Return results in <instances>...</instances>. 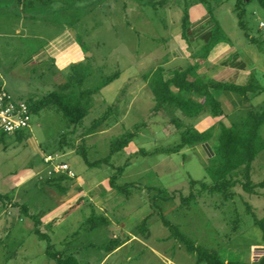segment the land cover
<instances>
[{
	"label": "crops",
	"instance_id": "0c3cea01",
	"mask_svg": "<svg viewBox=\"0 0 264 264\" xmlns=\"http://www.w3.org/2000/svg\"><path fill=\"white\" fill-rule=\"evenodd\" d=\"M6 1H11V3H5L4 10L0 11V85L7 91L8 79L10 76L16 77V72L18 75L24 72L33 75L38 72L37 75L41 82L43 80L56 81V86L59 87L72 69L85 62V53L71 29L64 27L60 30L57 27L59 26L58 21L65 20L71 13L61 12L58 16L55 15L57 17L35 19L29 13L17 9L18 0ZM204 1L205 4L199 0H177V2L175 0H155L158 5L153 10L167 7L168 16L172 19L174 18L173 10L176 7L182 10L177 15L175 14V20H180V22L170 28L165 43L163 42L165 44V59L162 67L164 76L167 78L174 70H183L190 64H197L196 74L204 82L213 81L238 87L250 86L254 88V91L246 94L248 101H245L241 93L225 89H210L212 96L219 104L221 114L218 117H213L207 111L192 118H185L181 112L176 110L173 111V115L171 113V117L183 119V128H193L197 131H204L220 121L233 123L234 119L242 118L237 114L243 111L245 115L250 108L264 113L261 109L264 106V8L257 0ZM144 7L134 0H106L101 5L88 9L84 14L87 16L97 10H104L109 16H121L125 20L134 18L145 20ZM11 8H14L17 13L12 12ZM208 8L211 9V14ZM5 11H10L13 19L3 20L4 16L8 15L4 13ZM185 13L186 23L182 26ZM81 19H84L83 13L80 19L74 18V20ZM215 22L219 25L224 40L219 41L203 59H194V54L206 45L212 36ZM7 24L11 25L12 32L6 33L3 30L2 26ZM49 24L58 29L52 37L46 36L45 32L42 33L39 30ZM3 57L7 59L2 66ZM90 63L94 70H91L92 74L87 76L80 87L81 90L91 91L88 113L76 126L66 128L64 124L62 125L60 130L62 134L64 133L63 137L66 141L63 140L62 148L60 147L57 151L56 162L71 153H79L80 148L84 149L88 158L89 152L95 154L99 138L108 137L114 130H120L118 133L120 136L132 133L133 125L128 131L123 124L128 116L134 113L137 93L143 91L144 84L141 81H133L129 86L131 82L129 78H135L143 73L127 77L122 87L115 90L114 83L124 73L118 71L117 78L110 82H103L106 76H103L102 70H95L93 59ZM17 64L20 65L19 69L16 67ZM59 80L60 83H58ZM41 86L44 87V84ZM126 88L127 90L130 88L127 93ZM135 88L138 89L137 93L134 91ZM28 94L31 95L29 98L35 96L30 91ZM143 97L142 99L148 104L145 114H148L154 108L155 101L145 94ZM194 98L198 102L201 100L199 97ZM41 114L42 112H39L36 115ZM156 114L152 123L142 126L126 146L110 156V164L115 168L123 169L116 185H127L128 194L118 193L110 187L111 169L108 165L102 164L91 168L85 164L86 169L82 168L80 172H75L72 164L69 165L63 161L73 170L75 177L55 181L53 189L57 192L43 183L38 208L34 212L30 208L43 221V224L53 223L54 214L52 213L60 212L56 228L53 227L51 231L61 233L60 241L57 243L58 249L73 254L78 264H141L146 257L155 259L158 264H195L193 256L170 237L159 220L161 212L165 214L163 210L165 206L162 209L161 204L158 206L154 199H164L156 195L159 190H166V185L162 181L160 171L154 172V170L163 163H170L173 166L179 156L185 163L191 156L196 164L198 163L202 173H205V168L213 156V146L210 142H203L192 147L185 146L176 153H164L161 150L177 144L180 130L173 123L174 132L167 136L163 131V125L157 122L162 120V115L156 116ZM263 126L264 124L258 131L262 139L264 137L260 135V131ZM33 128L34 125L31 123L22 141L31 151L33 159L39 158L48 173L49 166L44 164L43 158L49 154L31 134ZM140 138L148 139L140 143L138 140ZM113 157H118L120 162L125 157V162L117 163V160L113 161ZM149 158H153V164L151 166L147 164L145 168L137 169L135 172L134 164L143 165ZM88 160L92 162L98 159L88 158ZM253 163L251 165L252 178L254 176ZM95 169L102 172L94 174ZM148 172L151 174H147ZM190 174L189 184L190 180L205 182L204 174L200 173L199 178L192 177ZM152 192H157V194L152 195ZM170 193L173 194L168 191V194ZM241 195L233 194L228 199L222 197V200L228 203L223 205L234 207L236 205L234 200ZM163 197L168 199V201L164 200L165 205L173 200L172 197ZM12 198L16 201L17 197ZM173 201L177 202L178 198ZM193 203L180 211L176 209L178 203L170 204L166 212L170 216L176 213H189ZM217 206L220 207V205ZM63 207L66 210L61 211ZM98 216L105 219L104 224L100 223L94 227L87 226L89 219ZM156 218L158 221L155 222ZM237 218V226L233 231L235 236L231 241L225 240L226 236L220 243L205 246L216 250L225 264L231 261L256 263L264 256V243L250 242L244 245L240 229L243 222L239 215ZM8 222L9 229L6 230L8 235L6 237L9 246L7 248L5 244L0 243L1 259H10L15 264H21L23 261L25 264H55L45 256L44 246L41 247L38 242H26L33 227L29 230L25 229L26 227L21 225L22 218H16V216L13 217V221ZM210 242H213V239H210ZM242 248L246 251L244 254H242ZM183 253L186 258L182 256ZM242 256H247V258L244 259ZM181 259H185V262Z\"/></svg>",
	"mask_w": 264,
	"mask_h": 264
},
{
	"label": "rangeland",
	"instance_id": "374dc122",
	"mask_svg": "<svg viewBox=\"0 0 264 264\" xmlns=\"http://www.w3.org/2000/svg\"><path fill=\"white\" fill-rule=\"evenodd\" d=\"M175 1L177 2V0ZM254 4H256V2H254ZM1 6L2 5H0V11L4 10L3 6ZM22 8L23 4L22 2H19L17 9L22 10ZM10 10L14 13H17L14 8H11ZM86 11L87 10L83 11L84 19L74 20L73 16H67L65 20H59V26H57L60 30L64 29V27L71 29L72 33L77 37V39L80 38L82 40L86 46V63H84L88 64V62L93 59L95 70H102L103 76H106L105 78L112 76L118 71H120V73L123 72V76H121L120 79L114 83L115 90L122 87L127 77L143 73L136 76L135 78H129V81H131L129 86L133 83V81H141L142 84H144V87H142L143 91L140 93L138 92L137 88L134 90L135 93L138 92V97L136 98L134 106L135 111L128 116L126 121H124L123 125L126 127L125 129L129 131L130 127L133 125L131 132H134V129H137L140 125H148L150 122L152 123L154 115L157 113L156 116H158V114L162 115V120L157 122H160L163 125V131L165 134H167V136L170 135L172 132H174V124L170 112L163 108L156 109L155 103V106L150 111V113L145 114L148 104L142 98H144L143 96L145 94L154 99L151 88L153 84L151 74L157 67H163L165 59V39L170 32V28H173L174 25H177L180 22V20H175V14L177 15L178 12H182V10L176 7L173 10L174 18L172 19L170 16H168L169 14L167 13V7L154 11L153 8L145 6V20H137L136 18L125 20L121 16H109L104 10H97L85 16L86 14L84 13ZM4 13H8V15L4 16L3 20H11L12 17L10 16V11H5ZM70 13L74 15L73 13L75 12L70 11ZM29 14L32 15V13ZM55 15L58 16V14ZM55 15L53 16L57 17ZM20 17H22L21 14ZM45 17L49 18L52 17V15L44 16V18ZM21 20H23V17ZM2 27L6 33L12 32L10 24ZM48 27L49 29H47ZM57 27H53L49 24L47 27H41L39 30L42 31V33L45 32L46 36L52 37V35H54V33L58 30ZM164 28H168L169 30L167 31ZM166 45H168V43H166ZM6 59V57H3L2 66L4 65V61ZM16 67L19 69L20 65L17 64ZM90 68L89 75L92 74L91 70H94L92 66H90ZM3 71L5 74L4 69ZM83 73L84 76H86L88 71L85 70ZM37 74L29 75V73L24 72L23 74L18 75L16 72V77L10 76L8 79V86L6 88L7 92L14 99L24 101H29V99H31L34 104H37L39 100H41L42 95L57 89L58 87L56 86V81L50 82L49 80H43L41 82ZM58 83H60V80ZM43 84L44 87L41 86ZM128 90H130V88ZM128 90L126 88L125 92L127 93ZM29 91L30 93L35 94L33 98H29L31 96L28 94ZM261 109L264 110V106ZM41 112L42 114L40 116L32 115L31 123L34 125V128L32 129L33 131L31 134L37 139L38 142L41 143L45 151L55 158L57 151H59L60 147L62 148L63 142L66 141V139L63 137L64 133L62 134V131L60 130L64 124V119L61 114L56 111V109H48ZM239 115L243 117V111L242 113L240 112L237 114V116ZM239 120L234 119L233 121L237 122ZM119 131L120 130H114L110 132L108 137L101 139L99 138L97 146L98 148L95 154L89 152L88 158L90 160H94L107 157L110 152L109 146L111 147L114 142L119 140L121 137H126L127 135L123 134L120 136V134H118L120 133ZM260 135L264 137V126L261 128ZM147 139L148 138H140L138 140L140 143H144ZM116 160L117 163H124L125 157L122 162L118 160V157H113V161ZM152 160L153 158H149L148 161H146L143 165H140L139 163L134 164V168L136 169L135 172H137V169L140 170L141 168H145L147 164L148 166H151L153 164ZM63 161L69 165L72 164V169L75 172H80L82 168L86 169L85 163L82 160L80 153H71L65 158L59 160V162ZM159 171L162 181L164 185H166V190L162 189L159 190V192L157 191L158 194L157 192H152L151 194H157L156 196L162 199L165 198L163 196H168V198L172 197L174 200L179 197L180 193L186 196L188 191L190 192V171V175L195 178H199L201 174H204V181L206 183H210V179L207 176L206 171L205 173H202L201 169H199L198 163L196 164L194 158L191 156L186 160L185 163L182 162L181 156H179V158L174 161L173 166H171L170 163H163L154 170V172ZM93 172L95 174L102 171H96L95 169ZM113 172L114 170H111V173ZM147 174H151V172H148ZM243 174L244 167L238 168L233 173V179L238 180L239 184L231 188L230 191H232L233 194H242L241 196L237 197V200H234L236 203L234 207L224 206L223 204L227 205L228 203L222 200L221 195L208 194L204 192V194H202L198 200L192 204L191 212L184 214L176 213V215L171 214L172 216H170V214L166 212V209L170 206V204H179V199L177 202L169 199L172 201H170V203H166V205L164 200L168 201L167 198L163 200L155 198L154 201L158 206L161 204L162 209L163 206H165V209L163 210L165 211L164 213L167 219H169V221L175 225L180 226L183 232L186 234V237L192 240L195 245H200L205 248V245L211 246L214 243L216 244L224 241V237L226 238V236L227 238L225 240L231 241L235 236V232L233 231H235L237 226L236 220L238 219V215L243 222L240 226L243 244H249L250 242L264 243V232L258 225L255 224V219H264V190L255 189L254 194L251 195L245 193L240 184L245 182ZM58 175L59 174L57 172L48 174L47 169L42 165L41 160L39 158L33 159L31 151L25 146V144H23L22 140L18 141L15 135H5L4 138L0 140V193L7 195L9 194L11 196V202H13L12 197L16 196V202L29 205V208H31V210L34 212L40 203L39 199L42 194L40 193V190L43 187V183L52 188L51 190L55 191V189H53L55 186L53 183L58 181ZM253 175V178L251 177L253 184H256L264 179V149L254 160ZM168 191H171L173 194H168ZM199 191L200 187L198 185L192 189L191 193H196L195 196H197L199 195ZM245 198H247V200H245ZM246 203H248L249 206ZM217 205H220V207ZM246 206H248L249 209H246ZM62 210L66 209L63 207L61 211ZM52 214H54V222L46 223L45 225L50 224V229L44 227V230L50 234L52 241L57 244L58 241H60L59 238L61 233L58 231L52 233L51 230L53 227L56 228L60 212L54 211ZM14 216H16V218H22L21 225H23L24 228L26 227L25 229L29 230V228L31 229L33 227L32 221L22 217L16 208L9 206L8 201L0 202V243H2V245L5 244L7 248L9 246V242L8 238L6 237L8 236L6 234V230L9 229L8 221H13ZM156 221H158V218L155 219V222ZM175 222L179 223V225ZM253 227L256 229H251ZM161 228L165 230L164 227ZM236 233L238 234L239 231ZM210 239H213V242H210ZM26 242H38L41 247L45 244L42 241H38L35 235L32 233H30ZM241 250L242 254L246 252L244 248ZM177 255H179V253ZM182 256L186 258L185 253H183ZM242 257L244 259L247 258V256ZM181 261L185 262V259H181ZM0 264L15 263L10 261V259L3 260L0 258ZM21 264H25V261H23ZM141 264L158 263L155 261V259L146 257Z\"/></svg>",
	"mask_w": 264,
	"mask_h": 264
},
{
	"label": "trees",
	"instance_id": "16d2710c",
	"mask_svg": "<svg viewBox=\"0 0 264 264\" xmlns=\"http://www.w3.org/2000/svg\"><path fill=\"white\" fill-rule=\"evenodd\" d=\"M18 1L23 4L21 11L32 13V17L35 19L47 15L53 16L62 11H73L75 12L73 13L74 15L71 14L70 16H73L75 19H80L83 11L88 10L90 7H97L106 0ZM134 1L153 9L158 5V2H155V0ZM199 1L205 4L204 0ZM257 1L264 8V0ZM5 3L9 4L11 1L0 0V5L4 6ZM208 12L211 14L210 8H208ZM185 23L186 13L182 20V26H184ZM77 40L83 52L86 53V46L82 40L80 38ZM221 40H224V36L219 25L216 23L214 32L209 41L198 52H196V54H194V59L201 60L206 57L209 51ZM85 63H81L72 69L64 83L56 90L49 91L43 95L37 104H34L33 101L29 99L27 103L30 107L31 114L36 115L43 110L56 109V111H58L63 117L64 126L66 128L80 124L88 113V101L89 95L91 94V91L89 90L80 89L91 69L90 62H88L89 65ZM196 69L197 64H193L183 70L172 71L171 74H169L170 76L166 78L164 76V69L162 67H157L151 74L153 80L151 88L156 103L155 108H163L170 112V114L172 113V115L173 111L176 110L181 112L185 118L195 117L203 111L209 112L213 117H218L221 114V111L219 104L212 96L210 89H225L241 93L245 101H248L246 94L254 91V88H251L250 86L238 87L213 81L204 82L198 74H196ZM85 70L88 71L86 76H84L83 73ZM118 75L119 72H116L112 76L105 78L103 82H110L117 78ZM194 97H199L201 100L198 102ZM172 119L174 121L173 123H175L176 127L180 130L179 138L177 144L161 150L164 153H176L185 146L192 147L203 142H210L213 146V156L205 168L210 183L190 180V192L186 196L182 193L179 194V204L176 207L177 211H180L183 208H188L191 203L197 201V198L204 194V192L208 194H218L224 199H228L229 196L233 195V192L230 191V189L239 184L238 180L233 179V173L240 167H244L243 178L245 179V182L240 184L245 193L254 194L255 189L264 190V179L256 184H253L251 180V165L257 155L264 149V139H262L258 133L261 125L264 124V113L262 111L260 112L250 108L244 117L237 121L238 123H226L220 121L217 125L210 126L204 131H197L193 128H183V119L177 117H172ZM142 126L144 127V125H140L137 129H134V132L127 133L126 137H121L114 142L110 147L109 155L105 158L90 162L84 149L80 148L78 150L82 160L88 167L94 168L105 164L108 165L111 170H114V172L109 175V185L118 193L128 194L129 190L126 189L127 185H116V181L121 175L123 169L121 167H113V165L110 164V156L126 146ZM28 131L29 130L17 132L13 135L17 137L18 141H21L24 137V133ZM5 135L8 134L0 132V140L4 138ZM65 179L70 178L65 174L58 175V180ZM198 185L200 187V191L198 192L199 195L195 196L196 193L192 194L191 192L192 189ZM10 199L11 196L9 194L0 193V202L8 201L9 206L16 208L22 217L32 221V234L35 235L38 241L45 243L44 253L48 259L55 264H78L75 256L59 250L57 244L52 241L50 234L44 230V227L50 229V224H42L41 219L30 210L27 204L16 201L11 202ZM248 206H246V209H249ZM159 220L167 229L170 237L175 239V241H177L188 254L194 256L195 264H225L216 250L195 245L192 240L186 237V234L181 227L169 221L166 215L162 212L159 215ZM100 223H105V219L102 216H98L97 218L92 217V219L87 221V226L94 227ZM255 224L264 232V219H255ZM226 264H264V256L256 263L231 261Z\"/></svg>",
	"mask_w": 264,
	"mask_h": 264
},
{
	"label": "built area",
	"instance_id": "2783aa9c",
	"mask_svg": "<svg viewBox=\"0 0 264 264\" xmlns=\"http://www.w3.org/2000/svg\"><path fill=\"white\" fill-rule=\"evenodd\" d=\"M32 114L27 101L14 99L5 88L0 85V132L13 135L17 132L29 130ZM44 164L49 166L48 174L57 172L65 174L70 179L75 177L73 170L63 162H56L51 155H45Z\"/></svg>",
	"mask_w": 264,
	"mask_h": 264
}]
</instances>
